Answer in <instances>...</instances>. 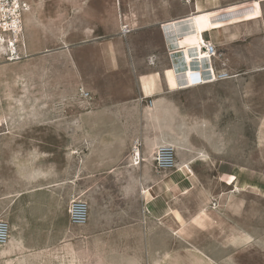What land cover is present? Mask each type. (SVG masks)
<instances>
[{"label":"rangeland","instance_id":"1","mask_svg":"<svg viewBox=\"0 0 264 264\" xmlns=\"http://www.w3.org/2000/svg\"><path fill=\"white\" fill-rule=\"evenodd\" d=\"M238 1L248 4L222 19L223 31L207 30L220 41L217 77L178 94L183 107L94 114L135 86L127 70L112 69L105 47L87 43L118 24L121 0H0V264H264V0ZM255 1L254 12L233 17ZM89 115L121 116L130 152L140 148L138 162L150 157L168 178L142 223L126 222L141 209L120 201L104 221L92 208L87 224L72 220L69 172L74 151H86L78 121ZM144 121L163 123L164 142L176 147L166 174L156 157L168 146L143 144ZM183 163L196 174L190 184Z\"/></svg>","mask_w":264,"mask_h":264},{"label":"crops","instance_id":"2","mask_svg":"<svg viewBox=\"0 0 264 264\" xmlns=\"http://www.w3.org/2000/svg\"><path fill=\"white\" fill-rule=\"evenodd\" d=\"M246 4L248 3L238 0H121L118 24L115 27H104L103 30L109 33L101 38L102 41L90 40L87 43L98 42L105 47V57L112 69L127 70L135 86L125 93L124 98L105 105L110 109L91 112L97 114L109 110L122 111L123 107H151L157 112H170L172 107H183L177 98L178 94L196 90L209 83H201L200 79L207 80L214 75L217 77L212 64L213 56L205 53V45L220 41L209 38L207 30H215L216 33L223 31L226 23L222 19L237 14ZM253 5V9L245 14L233 17L240 20L239 16L254 12L260 3L255 1ZM207 16L212 17L211 22ZM197 17L204 40L200 39V43L194 44L190 41L182 43L183 39L198 32ZM148 32L158 33L160 39H134ZM83 35L89 38L91 30L84 31ZM136 49H141V54H136ZM202 54L203 57L200 56ZM170 76L175 80L173 83H170ZM185 81L196 85L179 87ZM92 116L78 121V132H82V136L77 142L83 144L86 151L82 153L78 148L73 153L68 185L71 186L72 193L77 195L74 200L87 203L89 215L92 208L97 222L105 220L102 213L106 209L115 214L116 205L113 202L139 206L141 217L138 219L129 216L126 222L142 223L143 213L147 212V218L159 206L160 199L163 198L164 182L168 178L153 171L148 162L150 157L137 163L129 149L133 140L129 138L128 127L123 126L119 119L121 116L114 115L109 120ZM164 130L161 122L150 125L144 121L141 125L143 144L151 150V147L165 143V138L161 135ZM167 131L171 134L169 125ZM172 132L175 133V124H172ZM143 154L147 156V152ZM169 170L171 169L162 172L166 174ZM88 220L89 216L84 225Z\"/></svg>","mask_w":264,"mask_h":264},{"label":"built area","instance_id":"3","mask_svg":"<svg viewBox=\"0 0 264 264\" xmlns=\"http://www.w3.org/2000/svg\"><path fill=\"white\" fill-rule=\"evenodd\" d=\"M210 49V54L212 56L216 55L217 50L215 45L209 44V46L206 47V50ZM163 148V147H161ZM140 149L138 147H134L133 155L136 158V161L140 160L139 155H137L136 150ZM136 153V155H135ZM158 156L156 157V160L160 161V166L163 170L172 169L174 165L176 164L175 154L173 152V149L168 146V148L163 149L161 151H158ZM74 209L72 210V220L75 223L78 224H84L89 216V207L87 203H85L82 200H74Z\"/></svg>","mask_w":264,"mask_h":264},{"label":"bare ground","instance_id":"4","mask_svg":"<svg viewBox=\"0 0 264 264\" xmlns=\"http://www.w3.org/2000/svg\"><path fill=\"white\" fill-rule=\"evenodd\" d=\"M17 14V13H16ZM207 19L208 20H210V21H212V17L210 18V17H208L207 16ZM197 21H198V32L197 33H193V34H191V35H189L188 37H186L185 39H183L182 40V43H184L183 41H190V42H192L193 44L194 43H200V39H203L204 40V38L202 37V34H201V32H202V28H201V26H200V22H199V18L197 17ZM18 22V21H17ZM214 22V21H213ZM13 27V26H12ZM19 26L17 25V24H15V27H14V29L15 28H18ZM16 31V30H15ZM204 42V41H203ZM188 44V43H187ZM190 44V43H189ZM192 44V45H193ZM210 44V43H209ZM209 44H207V45H205V53L207 52V54L209 55V56H211L212 57V55L210 54V49L209 50H206V47L207 46H209ZM203 46V45H202ZM201 47V46H200ZM197 49H198V47H197ZM201 50H202V48H201ZM196 51H198V50H196ZM204 53V52H203ZM189 54V53H188ZM208 55H206V56H208ZM199 56V55H198ZM201 57H203L204 55L202 54V55H200ZM205 58V57H204ZM201 59V58H200ZM190 75V74H189ZM210 77H212V76H210ZM215 79V78H214ZM173 80L174 79H172L171 78V76H170V81H171V83H173ZM213 79H207V80H204V79H200V81H202L201 83H206V82H210V81H212ZM175 81V80H174ZM188 83V81H185V85L183 86V87H188V86H193V85H196L195 83H190V84H187ZM179 87H181V86H179ZM162 144V143H161ZM164 146H169V147H171V148H173V149H176V147H175V145H173V144H169V143H163L162 145H160V148L161 147H164ZM136 152H137V155H139V157H140V149H137L136 150ZM135 155H136V153H135ZM137 163H139V162H137ZM175 166H177V162H176V164H175ZM176 168V167H175ZM178 172H180V173H183V174H187V175H189V179H187V181H188V183L190 184V183H192L193 182V178L194 177H196V174H194V172H193V170L191 169V167H190V165L188 164V163H183V164H181V165H178ZM193 177V178H192ZM196 181H197V179H196ZM173 183L174 184H171V188H173V187H176V190L178 189H181L182 187H181V183L179 184V182H177V180H173ZM196 184V183H195ZM198 184V183H197ZM199 185V184H198Z\"/></svg>","mask_w":264,"mask_h":264}]
</instances>
